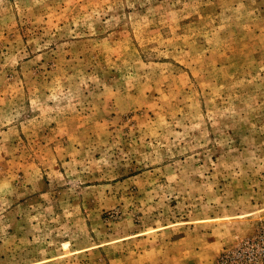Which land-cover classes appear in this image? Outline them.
Masks as SVG:
<instances>
[{
	"label": "rangeland",
	"instance_id": "374dc122",
	"mask_svg": "<svg viewBox=\"0 0 264 264\" xmlns=\"http://www.w3.org/2000/svg\"><path fill=\"white\" fill-rule=\"evenodd\" d=\"M0 264H264V0H0Z\"/></svg>",
	"mask_w": 264,
	"mask_h": 264
}]
</instances>
